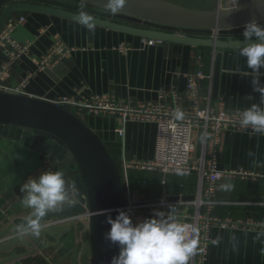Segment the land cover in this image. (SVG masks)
<instances>
[{
	"label": "crops",
	"instance_id": "crops-1",
	"mask_svg": "<svg viewBox=\"0 0 264 264\" xmlns=\"http://www.w3.org/2000/svg\"><path fill=\"white\" fill-rule=\"evenodd\" d=\"M24 1L76 12L83 10L91 16L103 18L70 2L75 0H68L70 3L65 1L66 5ZM165 1L199 10L225 7L219 0ZM20 16H24L25 20L14 28L12 36L19 42L29 41V51L11 63L0 82L7 88H14L30 74L23 93L32 97L55 101L59 97L73 95L76 89H83L86 94L129 101L137 106L158 102L161 90L174 88L180 95L181 103L186 104V75L199 68L212 75L213 51L210 48L148 40L97 26L90 32L74 21L39 13H16L10 16L7 23ZM223 39H243V36ZM56 41L73 49L57 63L43 71H36L33 60L43 55ZM121 44L125 45L126 51L118 49ZM239 50L222 51L218 97L210 100L211 105L218 103L225 111L235 115H240L252 103L264 107V94L253 91L251 70L247 68L245 58L239 55ZM5 60L0 51V65ZM260 80L264 82V75ZM200 88L202 94H207L209 81L203 79ZM248 96L253 99L247 100ZM80 117L97 133L117 161L121 156L132 162L153 158L157 131L154 120L123 121L118 111L96 115L81 111ZM120 127L124 130L122 137L116 132ZM249 152L256 154L255 159L261 166L253 163ZM47 159L55 160L47 157L37 145L29 147L26 143L0 136V229L14 218L31 216L32 210L21 203V187L44 171ZM217 165L220 169L240 170L246 176H228L215 185L214 198L219 204L211 209V215L228 225L211 228L205 264H264V135L253 133L251 129L240 131L228 127L221 135ZM66 170L60 169L59 172L63 174ZM68 171L73 173L74 169ZM129 177L130 187L139 198L179 202L175 208L180 211L188 209L186 202L193 199L197 190L195 175H163L156 171L131 170ZM221 185L230 187L224 190ZM87 225L86 217L79 218L76 234L83 233ZM20 232L15 230L12 233ZM64 236L60 244L67 246L69 241L65 240L70 234ZM217 237H221L219 243L213 244ZM39 241V247L30 255L8 264H72L71 257L63 260L56 254V247H47L54 242L53 238L42 235ZM76 245L81 251L82 241ZM25 251L22 247H14L9 253H0V260L11 253L22 254Z\"/></svg>",
	"mask_w": 264,
	"mask_h": 264
},
{
	"label": "water",
	"instance_id": "water-1",
	"mask_svg": "<svg viewBox=\"0 0 264 264\" xmlns=\"http://www.w3.org/2000/svg\"><path fill=\"white\" fill-rule=\"evenodd\" d=\"M81 2V0H75ZM85 3L109 12L106 0H85ZM39 13L75 22L79 12L24 0H0V33L11 15ZM127 23L93 17L95 26L125 35L174 44L210 48L213 51V70L210 86L211 99L218 97L222 51L244 46L243 25L256 20L264 25V0H241L231 8L199 10L186 8L165 0H126L116 14ZM217 35L211 39L209 36ZM0 136L35 145L47 157L60 160L66 152L75 164L73 173L64 171L68 199L56 210L41 218L40 223L52 218L87 216V229L76 234V221L67 225L50 226L39 234H13L29 218H14L0 229V253H9L14 247L25 253H11L0 264H8L31 254L40 245L39 236L54 239L47 247H56L63 260L71 257L72 264H118V248L104 237L109 225L106 220L125 211L126 184L108 148L87 123L69 106L32 97L14 90H0ZM202 150V130L198 129L195 157ZM173 198V197H172ZM176 198V197H175ZM192 197H189L191 199ZM69 241L67 246L61 241ZM82 241V249L76 243Z\"/></svg>",
	"mask_w": 264,
	"mask_h": 264
},
{
	"label": "built area",
	"instance_id": "built-area-1",
	"mask_svg": "<svg viewBox=\"0 0 264 264\" xmlns=\"http://www.w3.org/2000/svg\"><path fill=\"white\" fill-rule=\"evenodd\" d=\"M239 0H219L224 8L236 6ZM24 16H20L13 22L4 25L0 33V51L5 57V62L0 65V81L7 74L11 63L26 55L30 42H19L14 39L13 30L24 22ZM211 39L217 35L209 36ZM73 48H68L63 42L56 41L43 55L33 60L36 71H43L64 58ZM126 51L125 45L118 47ZM31 75L25 76L14 88H7L0 82V90H14L23 93V88ZM207 79L211 86L212 75L205 74L199 68L194 73L186 75L187 103L182 104L180 95L174 88L163 89L158 93L159 101L155 103H143L137 106L129 101H117L112 97L86 94L83 89H76L73 95L59 97L54 102L69 106L79 115L86 111L94 115L106 111H118L122 114L123 121L127 119L135 121H155L157 125L154 156L150 161L132 162L120 157L117 166L126 184L124 209L130 215L133 223L139 219H148L155 216L157 211L165 215L174 214L179 222L187 223L198 229L199 245L196 255L190 260V264H205L210 243V230L216 225L227 226L226 221L211 215V209L219 204L214 198V190L217 182L228 176L240 175L245 177L242 171L220 169L217 165L221 135L228 127H234L240 131V115L230 114L220 104H210V89L207 94H202L200 82ZM177 110L183 112V118L175 119ZM198 129L202 130V150L199 157H195L196 139ZM123 136V127L116 130ZM44 171H60V169L75 170V164L66 152L60 160L45 161ZM66 170V171H67ZM131 170L156 171L163 175L183 174L197 177V190L192 200L186 202L188 209L180 211L175 208L179 202L167 201L163 198L145 199L139 198L130 187L129 172ZM87 216L70 218L61 216L41 223V229L56 225H67L74 219ZM88 221V218H87Z\"/></svg>",
	"mask_w": 264,
	"mask_h": 264
},
{
	"label": "clouds",
	"instance_id": "clouds-1",
	"mask_svg": "<svg viewBox=\"0 0 264 264\" xmlns=\"http://www.w3.org/2000/svg\"><path fill=\"white\" fill-rule=\"evenodd\" d=\"M126 0H106V8L116 14L123 8ZM85 0H81V7ZM93 17L81 10L75 23L92 32L95 30ZM245 44L239 50V55L245 58L247 68L253 76L250 81L254 92L264 94V25L256 20H249L243 25L242 31ZM252 100L251 96L246 97ZM183 112L177 110L175 119L183 118ZM240 125L250 128L253 133L264 135V107L252 103L240 113ZM253 163L261 166L255 159V153L249 152ZM229 185H221V189H229ZM22 205L32 210L25 224L20 226L21 232L39 234L41 218L49 211L61 206L68 199L65 179L59 171H43L37 177L31 178L21 187ZM109 225L104 233L105 239L118 248V264H190V260L198 251L200 243L198 229L187 223L179 222L174 214L165 215L157 211L152 218L133 223L125 211H118L115 218L106 220ZM221 237L212 241L219 243Z\"/></svg>",
	"mask_w": 264,
	"mask_h": 264
},
{
	"label": "rangeland",
	"instance_id": "rangeland-1",
	"mask_svg": "<svg viewBox=\"0 0 264 264\" xmlns=\"http://www.w3.org/2000/svg\"><path fill=\"white\" fill-rule=\"evenodd\" d=\"M32 1H35V2H41V3H47V4H58V5H66L65 1H68V0H32ZM67 3H70L69 1ZM78 6L79 8H82L81 7V2H78ZM82 9H88L90 12H93L92 14H95V15H99L105 19H108V20H111V21H114V22H118V23H127V21L123 18H117L115 17L112 13L110 12H107L103 9H100L96 6H93V5H90V4H87L85 3L84 7ZM80 115V113H79ZM115 161H117L116 158H113Z\"/></svg>",
	"mask_w": 264,
	"mask_h": 264
},
{
	"label": "trees",
	"instance_id": "trees-1",
	"mask_svg": "<svg viewBox=\"0 0 264 264\" xmlns=\"http://www.w3.org/2000/svg\"><path fill=\"white\" fill-rule=\"evenodd\" d=\"M70 2H72V3L75 4V5H76V4H79L77 1H70ZM206 50H207V49H205V51H206ZM204 53H205V52H204ZM204 53H203V54H204ZM204 55H206V54H204ZM206 56H207V55H206ZM108 151H109V150H108ZM110 154H111V153H110ZM116 162H117V161H116Z\"/></svg>",
	"mask_w": 264,
	"mask_h": 264
}]
</instances>
